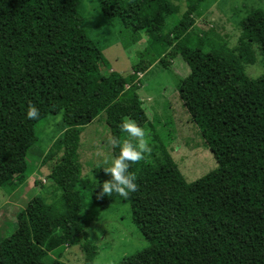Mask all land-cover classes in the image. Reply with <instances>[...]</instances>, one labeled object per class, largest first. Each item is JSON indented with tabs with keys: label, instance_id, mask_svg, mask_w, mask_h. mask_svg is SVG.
<instances>
[{
	"label": "trees",
	"instance_id": "16d2710c",
	"mask_svg": "<svg viewBox=\"0 0 264 264\" xmlns=\"http://www.w3.org/2000/svg\"><path fill=\"white\" fill-rule=\"evenodd\" d=\"M82 1L0 0V188L7 196L35 173L27 156L38 125L62 115L61 137L43 161H54L48 180L61 195L20 208L15 232L0 239V264H67L63 253L77 240L84 264H96L99 248L88 231L114 202L129 205L149 243L117 264H264V75L251 79L244 69L257 64V50L264 57V10L239 23V42L229 48L193 38L194 15L206 0H185L180 18L169 0H97L107 20L121 23L125 49L148 37L141 62L124 76L84 30ZM178 57L190 74L176 89L218 170L187 182L160 147L154 164L130 162L136 192L84 195V128L103 115L111 140H123L124 117L149 126L138 76ZM105 66L112 71L103 73ZM29 103L39 111L36 120L26 118ZM118 153L112 147V156Z\"/></svg>",
	"mask_w": 264,
	"mask_h": 264
},
{
	"label": "rangeland",
	"instance_id": "374dc122",
	"mask_svg": "<svg viewBox=\"0 0 264 264\" xmlns=\"http://www.w3.org/2000/svg\"><path fill=\"white\" fill-rule=\"evenodd\" d=\"M169 1L179 7L180 18L186 11L185 0ZM255 9L264 10V0H206L201 10L194 15L193 38H205L209 42H218L234 48L241 36L239 23ZM82 13L85 17L84 30L102 49L111 69L124 76L132 74V68L141 62L139 53L147 46L148 37L144 36L139 43L125 49L120 41L123 28L121 23L118 20H107L97 0H83ZM167 22L173 24L170 19ZM111 69L105 66L102 67V72L108 73ZM244 69L251 79L264 75V57L260 51L257 50V64L245 65ZM189 74L190 68L181 57L170 60L167 68L158 62L138 76L141 82L138 95L143 101V109L149 120V126L142 129L145 131L151 152L145 154L143 160L154 164L161 154L159 148L163 147L186 181L193 182L217 171L219 166L206 147L199 128L191 121L176 89V81L186 78ZM61 126V114L51 115L38 125V142L27 156L35 173L29 178L31 182H27L21 198L9 202L12 197L8 200V196L0 188V239L15 232L16 213L20 208H26L30 200L39 197L47 203H52L61 195L48 180L54 161L43 162L61 137ZM110 140L111 134L103 115L82 131L79 164L83 179H90L89 184H80L78 187L84 195L88 191H97V197L99 186L110 180V176L102 169L106 166L102 161L112 157ZM88 232L90 239L99 248L96 264H117L123 258L142 251L149 245L133 224L129 205H119L117 202L101 213L99 220L94 222ZM81 242L77 240L73 246L67 247L61 261L67 264H84Z\"/></svg>",
	"mask_w": 264,
	"mask_h": 264
},
{
	"label": "clouds",
	"instance_id": "9594fccd",
	"mask_svg": "<svg viewBox=\"0 0 264 264\" xmlns=\"http://www.w3.org/2000/svg\"><path fill=\"white\" fill-rule=\"evenodd\" d=\"M38 117V109L29 103L26 118L36 120ZM119 127L121 132L127 134V138L123 140L114 138L109 141L113 148H119V153L102 161V164L106 165L102 169L110 176V180L99 186L98 199L113 195L126 198L129 193L136 192L138 185L135 182V174L129 172L130 162H139L145 158V154L151 152L144 129L134 120L124 117Z\"/></svg>",
	"mask_w": 264,
	"mask_h": 264
},
{
	"label": "crops",
	"instance_id": "0c3cea01",
	"mask_svg": "<svg viewBox=\"0 0 264 264\" xmlns=\"http://www.w3.org/2000/svg\"><path fill=\"white\" fill-rule=\"evenodd\" d=\"M27 182H31V180H28ZM27 182L21 187V189H19L17 192H15L13 195L11 196H8V200L9 198L12 197V199L9 200V202L13 201V200H16L17 198H21L22 196V192L23 190L27 187ZM13 203V202H12Z\"/></svg>",
	"mask_w": 264,
	"mask_h": 264
}]
</instances>
